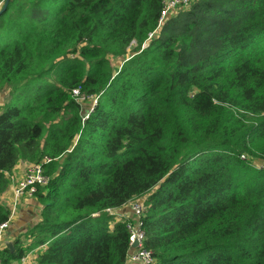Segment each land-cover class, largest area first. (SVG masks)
<instances>
[{
    "label": "trees",
    "instance_id": "1",
    "mask_svg": "<svg viewBox=\"0 0 264 264\" xmlns=\"http://www.w3.org/2000/svg\"><path fill=\"white\" fill-rule=\"evenodd\" d=\"M0 2V194L50 159L4 263L127 264L128 218L106 210L146 197L154 264H264V0H191L162 25V0Z\"/></svg>",
    "mask_w": 264,
    "mask_h": 264
},
{
    "label": "built area",
    "instance_id": "2",
    "mask_svg": "<svg viewBox=\"0 0 264 264\" xmlns=\"http://www.w3.org/2000/svg\"><path fill=\"white\" fill-rule=\"evenodd\" d=\"M191 0H162V10L161 16L159 19V25L165 21L169 16V13L174 11L178 7L187 6ZM146 46V44H144ZM73 95L76 96L80 101H83L86 97L81 95L80 88L74 89L72 91ZM91 110L98 105V96H91ZM90 112H87L84 119H87L90 115ZM50 159H44L41 162L33 163L28 168H26L25 173L22 177H17L12 172H4L5 176L10 181L11 185V202L9 203L10 207V217L7 221L0 223V251L6 247L5 245V231L11 224L12 220L15 217L18 206L22 200L28 198H33L39 187L45 186L49 177L45 174L44 163L49 162ZM132 202V201H131ZM145 201L138 199L135 203L132 204V216L133 218H128V228L130 234V253L128 255V261L133 264H154V258L151 255V252L144 247L145 231L143 228V214L146 209L144 205ZM110 214H113L119 218L122 217L120 210L116 211L115 209L108 208L106 210ZM138 243L136 247H133L134 243ZM24 255L20 258L22 264H26L29 255ZM2 258L0 257V264H2Z\"/></svg>",
    "mask_w": 264,
    "mask_h": 264
},
{
    "label": "crops",
    "instance_id": "3",
    "mask_svg": "<svg viewBox=\"0 0 264 264\" xmlns=\"http://www.w3.org/2000/svg\"><path fill=\"white\" fill-rule=\"evenodd\" d=\"M28 161L22 160L12 171L13 174H15L17 177H22L25 173L26 166L28 165ZM11 190H8L7 192L4 191L0 194V202L4 204L6 207H9V203L11 202ZM129 203L125 206H123L120 209H117L116 211L120 210V213L123 218H133L132 211L130 212L129 209ZM40 212H41V205L38 203L36 198H28L25 201H23L18 208L17 215L15 219L11 222L9 227L5 231V241L12 242L14 244V248L16 249V242L20 239H24L23 235L30 230L34 225H36L40 220ZM27 243V242H26ZM19 245V244H18ZM20 246V245H19ZM4 250L3 248L0 253L2 256H4ZM30 253V252H28ZM26 253V255L28 254ZM32 253V252H31ZM33 257L35 258L34 253L30 254L26 264L32 261ZM6 259V257H4ZM3 260V257H2ZM3 264H22L20 261V258H14L12 260H5V263ZM33 264H36L35 261ZM133 264V263H128Z\"/></svg>",
    "mask_w": 264,
    "mask_h": 264
},
{
    "label": "rangeland",
    "instance_id": "4",
    "mask_svg": "<svg viewBox=\"0 0 264 264\" xmlns=\"http://www.w3.org/2000/svg\"><path fill=\"white\" fill-rule=\"evenodd\" d=\"M0 4H1V2H0ZM182 7H184V6H182ZM178 8H181V7H178ZM178 8H176L174 11H172V12H170L169 13V16L168 17H170V16H173L176 12H177V10H178ZM167 17V18H168ZM166 18V19H167ZM165 19V20H166ZM148 44H146V46H147ZM116 63L118 62V61H115ZM10 95H11V88L10 87H6V88H4L2 91H1V93H0V106L1 105H3L9 98H10ZM91 103H92V101L90 100V102H89V106L87 107V109H86V111L88 112V111H91ZM34 163V162H33ZM32 162L31 163H29L27 166H26V168H28L30 165H32L33 164ZM11 184V183H10ZM9 187V190H11V185H9L8 186ZM42 187V186H41ZM7 190H8V188H7ZM7 190H6V192H7ZM33 198H36V195L33 197ZM140 199H142L143 201H145L146 200V197H142V198H140ZM23 201H25V200H22V202ZM137 200H134V201H132V202H130L129 203V209H130V212H131V208H132V204L133 203H135ZM21 202V203H22ZM20 203V204H21ZM145 206H146V204H144ZM9 210H10V207H7ZM18 208H19V206H18ZM17 212H18V209H17ZM17 212H16V214H15V217H16V215H17ZM15 217H14V219H15ZM13 219V220H14ZM12 220V221H13ZM0 257L2 258V255H1V253H0ZM34 260H35V258L33 257V259H32V261H30L29 263H31V264H33V262H34ZM3 261V260H2ZM128 263H131V262H127V264ZM2 264H3V262H2Z\"/></svg>",
    "mask_w": 264,
    "mask_h": 264
},
{
    "label": "water",
    "instance_id": "5",
    "mask_svg": "<svg viewBox=\"0 0 264 264\" xmlns=\"http://www.w3.org/2000/svg\"><path fill=\"white\" fill-rule=\"evenodd\" d=\"M8 2H9V0H6L5 5H4V7H3V10H4V9L6 8V6L8 5ZM137 244H138L137 242L134 243V244H133V247H136ZM5 245H6V247H8V248L10 249L11 252H14V251H15L14 244H13L12 242H10V241L5 242Z\"/></svg>",
    "mask_w": 264,
    "mask_h": 264
}]
</instances>
